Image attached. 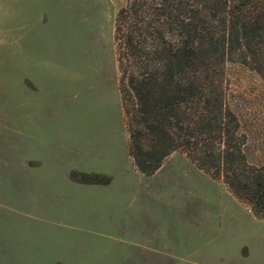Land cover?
Returning a JSON list of instances; mask_svg holds the SVG:
<instances>
[{
  "label": "rangeland",
  "instance_id": "obj_1",
  "mask_svg": "<svg viewBox=\"0 0 264 264\" xmlns=\"http://www.w3.org/2000/svg\"><path fill=\"white\" fill-rule=\"evenodd\" d=\"M126 3L0 0V264H264V219L256 218L221 181L199 171L181 153L172 154L163 164L173 159L182 169L197 170L228 195V211L237 207L246 215L238 216L232 231H220L230 223L226 213L221 215L218 210L224 200L207 216H180L183 198L178 197L174 210L166 204L177 202L176 196L168 195V201L164 195L155 218L165 228L169 243L175 245L185 235L187 229H182L180 218L206 225L193 235V241L185 242L184 251L195 254L177 257L132 247L130 210L127 216L124 214L129 202L126 197L121 194L117 200L110 192H105L109 195L101 202L95 195L86 197L85 191L91 190L71 180L72 174H86L76 170L46 173L36 164L43 147L22 143V124L37 117L31 111L32 98L38 84L42 87L47 83L55 107L39 116L54 124V148L50 152L59 159L53 166L67 172L69 165L79 161L75 150L78 144L96 137H118L121 178L116 187L123 186V180L131 181V175L125 173L124 141L112 98L118 93L123 107L114 22ZM45 61L53 68L52 76L43 74L41 65ZM226 74L227 104L246 137L248 163L264 165V82L238 65L228 66ZM167 174L165 170L161 176ZM188 188L185 199L208 196L218 201L221 195L197 176L189 179ZM119 212L121 222L117 221Z\"/></svg>",
  "mask_w": 264,
  "mask_h": 264
},
{
  "label": "trees",
  "instance_id": "obj_2",
  "mask_svg": "<svg viewBox=\"0 0 264 264\" xmlns=\"http://www.w3.org/2000/svg\"><path fill=\"white\" fill-rule=\"evenodd\" d=\"M128 155L144 177L174 153L264 219V165L227 104V68L264 82V0H127L114 22ZM80 185L109 179L72 174Z\"/></svg>",
  "mask_w": 264,
  "mask_h": 264
},
{
  "label": "crops",
  "instance_id": "obj_3",
  "mask_svg": "<svg viewBox=\"0 0 264 264\" xmlns=\"http://www.w3.org/2000/svg\"><path fill=\"white\" fill-rule=\"evenodd\" d=\"M41 68L44 70L43 74L45 76H52L53 68L48 61L42 63ZM118 96L117 93V96H112V98L115 104L114 107H117V126L119 134L121 133L120 135H122L124 141L123 149L125 150L127 163L125 173L131 175L130 182L129 180H123V182H121L123 183V186L120 187L119 185L116 187V182L121 178V176H119L120 169L118 161L120 138L118 137L115 139L110 137L106 139L96 137L87 139L85 144H78L75 150H77V159L79 161L69 165L67 172H65V168L63 169L64 171H62V167L53 166V162L59 159V157L54 156L50 152V148L52 146L54 148V124L51 121L46 120L47 118L44 119L39 116L40 113L49 114L53 110L51 107H55V97H53L51 87L47 83L42 87L38 84L36 95L32 98L31 111L32 113H37V117L33 118L30 123L25 121L21 128L22 143H24V141L27 143L31 142L33 145H41L44 149L43 153L37 158V167L43 169L46 173L53 175L57 173L68 174L70 171L76 170L89 176H101L109 179V184L106 186L77 185L84 190H91V192L85 191L86 197L95 195L99 199V202H101L103 196L109 195L105 192L115 193L117 200L120 198L121 194L129 200L128 210H125L124 214L127 216V213L130 210L131 222L129 224L131 227L130 235L132 247L151 249L162 255H172L177 257H181L186 253L189 255L195 254L191 252V250H188V252L184 251L185 242L189 240L193 241V235L204 230L206 226H204L205 223H199L197 220L185 221L182 218L178 219V222H181L182 224V229H187L185 230L186 232H183L185 235L187 234V236L185 238V235L182 234L181 241H175V245L171 242L169 243L165 235L166 232H164L165 228L161 226L160 222L155 218L156 213H158V207L161 208L163 205L164 195L168 201V195L176 196V198H174L176 200L178 197L183 198L184 202L181 204L180 216L183 214H191L192 216L195 214H201L207 216L213 211L216 204L220 203L221 200H224V204L219 206L218 210L221 212V215L225 216L226 213L230 223L228 227L227 225H224V228L220 231H232L235 220L238 216L243 214L246 215V213L240 209H236L237 207L233 209L230 208L232 213L228 211V203H231V199L228 195L221 191L213 181L209 180L197 170L189 167L182 169L175 160L169 159L151 177H144L137 172L128 155L129 135L125 129L124 110L123 107L120 106ZM77 142L78 141L76 140V143ZM165 170H168V174L163 177L161 175ZM123 172L124 171H122V173ZM195 176H197L199 180L201 178L207 183V185H212L214 188L216 187V189L219 190V193L221 192V195L218 196V201H214V199L210 200V197L208 196L205 199H194L193 197L190 199L184 198V192L186 190L189 191V179ZM178 203V200L177 202H175V200H170V205L167 203L166 206H169V208L173 207L175 210V208H178ZM124 204H126L125 201ZM121 213L122 212L118 213L117 218V221L120 222L121 220L118 219L121 218ZM201 224H203V229L199 228V225Z\"/></svg>",
  "mask_w": 264,
  "mask_h": 264
}]
</instances>
